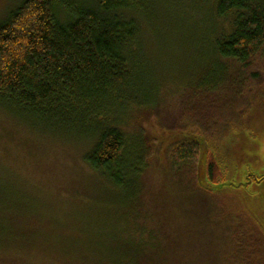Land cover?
Returning a JSON list of instances; mask_svg holds the SVG:
<instances>
[{
    "label": "trees",
    "instance_id": "trees-1",
    "mask_svg": "<svg viewBox=\"0 0 264 264\" xmlns=\"http://www.w3.org/2000/svg\"><path fill=\"white\" fill-rule=\"evenodd\" d=\"M92 2L19 0L0 20V102L35 126L88 141L84 163L114 191L117 198L112 205L123 212L120 217L137 222L135 209L143 194L142 175L160 142L155 135L166 137L164 172L172 184L192 183L204 190L198 184L202 150L208 183L219 184L226 179L227 168L220 155L222 141L239 130L243 115L264 82V0L207 1L205 31L213 37L208 43L213 58L225 61L223 67L214 69L213 80L220 82L228 61L238 63L240 69L227 78L228 90H233L228 99L201 107L183 106L176 121L166 127L171 136L164 134L159 115L162 81L141 54L146 36L143 24L150 28L140 18L142 0ZM148 117H153L155 134L142 127ZM26 190L2 192L15 200L23 195L19 204L26 205L23 211L30 220L19 232L29 233V239L11 245L2 233L7 227L0 223V249L26 251L42 245L51 251L54 248L48 239L58 228L45 213L37 216V206L41 208L45 202L35 205V196ZM219 214L217 227L223 238L220 264L259 261L256 257L261 240L257 238L253 244L246 229L237 232L231 225L232 217L221 218L223 214ZM36 230L46 234L39 235ZM74 232L65 237L73 239L71 243L77 244L79 252L59 253V261L66 264H96V259L105 262L106 258L112 264H150L154 260V264H175L182 256L181 243L171 248L169 241H162L157 246L154 232L143 240L117 231L108 240L113 247L108 246L105 258L95 255L101 249L94 242L102 238L97 235L105 234ZM147 246L156 249L155 257L145 253Z\"/></svg>",
    "mask_w": 264,
    "mask_h": 264
},
{
    "label": "rangeland",
    "instance_id": "rangeland-1",
    "mask_svg": "<svg viewBox=\"0 0 264 264\" xmlns=\"http://www.w3.org/2000/svg\"><path fill=\"white\" fill-rule=\"evenodd\" d=\"M18 1L0 0V20ZM75 1L93 5L92 0ZM207 1L142 0L140 18L150 28L143 24L146 36L141 54L152 73L162 81L158 89L159 115L167 136L171 135L166 127L176 121L183 106L201 107L228 99L233 91L228 90L229 79L240 69L238 63L228 61L229 67L220 82L213 80L214 69L223 67L225 61L213 58V48L208 43L212 35L205 31ZM260 88L243 115L239 130L229 133L222 141L220 155L227 168L222 183L210 185L200 174L198 184L204 190L192 183L172 184L164 172L162 152L166 137L155 135L160 142L142 175L143 194L135 209L139 214L137 222L120 217L123 212L112 205L117 198L114 191L84 163L83 156L90 147L88 141H77L76 137L71 139L35 126L0 102V223L7 227L3 236L11 240V245L26 242L29 233L19 231L30 220L24 212L26 205L19 204L23 195H17L16 200L5 197L4 189H27L35 196V205L45 202L41 208L37 206V216L45 213L58 228L48 239L54 248L51 251L42 245L26 251L1 248L0 264H66L59 261V253H72L74 249L75 253L79 252L77 244L71 243L73 239L65 237L74 231L78 235L90 231L94 235L105 234L97 235L102 238L94 240L96 248L101 249L95 255L103 254L105 258L108 246L113 247L108 240L117 231L143 240L154 232L157 246L162 241H169L171 248L182 244L179 252L182 256L175 264H220L223 238L217 227L219 212L223 214L221 218L232 217L231 225L237 232L246 229L253 244L257 238L261 240L262 248L256 257L259 261L254 263L264 264V179H261L264 177V82ZM142 127L147 133L156 132L153 117L146 118ZM204 154L202 150L201 156ZM37 231L39 235L46 234ZM145 253L155 257L157 252L153 246H147ZM106 260L96 259V264H112Z\"/></svg>",
    "mask_w": 264,
    "mask_h": 264
},
{
    "label": "water",
    "instance_id": "water-1",
    "mask_svg": "<svg viewBox=\"0 0 264 264\" xmlns=\"http://www.w3.org/2000/svg\"><path fill=\"white\" fill-rule=\"evenodd\" d=\"M200 157H203V158H200L199 160V168H198V178L200 176V174H202L203 176L206 177L205 175V166H204V155L203 156H200ZM201 161V162H200ZM202 164V165H201ZM210 184V183H209ZM210 185H213V184H210ZM211 189V188H210Z\"/></svg>",
    "mask_w": 264,
    "mask_h": 264
}]
</instances>
